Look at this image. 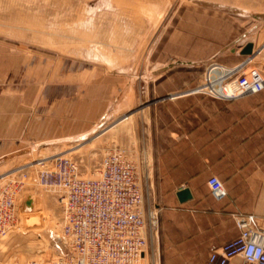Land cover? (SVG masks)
Returning a JSON list of instances; mask_svg holds the SVG:
<instances>
[{"label": "rangeland", "instance_id": "1", "mask_svg": "<svg viewBox=\"0 0 264 264\" xmlns=\"http://www.w3.org/2000/svg\"><path fill=\"white\" fill-rule=\"evenodd\" d=\"M252 3L264 0H0V187L19 182L0 264L57 257L61 210L38 184L37 166H27L63 155L79 162L82 177H95L115 148L126 149L144 209L158 215L139 264H160L163 203L149 165L146 86L184 75L197 77L193 89L209 61L200 62L205 50L231 44L239 24L250 29ZM27 200L44 229L24 226Z\"/></svg>", "mask_w": 264, "mask_h": 264}, {"label": "crops", "instance_id": "2", "mask_svg": "<svg viewBox=\"0 0 264 264\" xmlns=\"http://www.w3.org/2000/svg\"><path fill=\"white\" fill-rule=\"evenodd\" d=\"M250 6L256 9L250 29L239 24L240 32L227 36L231 44H211L200 62L221 58L219 63L232 67L249 55L242 51L251 44L255 56L247 66L255 64L264 75V4ZM196 82L197 77L180 75L158 80L151 90L146 86L147 97L151 91L153 98L144 111L149 165L163 203L160 264H204L209 252L238 235V215H253L264 229V89L224 101L187 90ZM212 175L226 190L220 200L206 185ZM181 187L191 193L184 202L176 197ZM228 264L243 263L234 256Z\"/></svg>", "mask_w": 264, "mask_h": 264}, {"label": "built area", "instance_id": "3", "mask_svg": "<svg viewBox=\"0 0 264 264\" xmlns=\"http://www.w3.org/2000/svg\"><path fill=\"white\" fill-rule=\"evenodd\" d=\"M254 56L232 67L209 60L191 93L226 101L261 92L264 75L247 66ZM232 80L237 91L228 94L225 86ZM33 165L38 184L55 193L64 243L57 242L56 258L29 264H139L145 258L148 239L159 231L158 215L151 207L144 209L136 167L126 149L106 154L95 177H82L79 162L63 155H55L50 164L38 160ZM18 183L10 179L0 187V238L13 227ZM206 185L214 199L225 197L217 176H210ZM235 224L238 235L209 252L204 264H228L234 256L247 264H264V229L253 215H238Z\"/></svg>", "mask_w": 264, "mask_h": 264}, {"label": "water", "instance_id": "4", "mask_svg": "<svg viewBox=\"0 0 264 264\" xmlns=\"http://www.w3.org/2000/svg\"><path fill=\"white\" fill-rule=\"evenodd\" d=\"M243 54H250L251 53V44L245 46L242 51ZM176 197L179 202H184L191 198V193L188 187H181L176 191ZM26 206H30V200L25 202ZM42 224L41 217L39 215H28L24 217V226L26 228L40 226Z\"/></svg>", "mask_w": 264, "mask_h": 264}, {"label": "bare ground", "instance_id": "5", "mask_svg": "<svg viewBox=\"0 0 264 264\" xmlns=\"http://www.w3.org/2000/svg\"><path fill=\"white\" fill-rule=\"evenodd\" d=\"M234 82H235V81L232 80V81H230V82L225 86V92H226V93H228V94H233V93L236 91V86H235V83H234ZM38 160H41V158H40V159H37L36 161H38ZM52 160H53V158H52ZM34 162H35V161H34ZM34 162H31L30 165L27 166V168H28V167H32V166H34V165H33ZM51 162H52V161H51ZM51 162H49V164H50ZM33 207H34V206H33ZM27 213H28L29 215H36V213L39 214V212H38L37 210H36V213H35V212H34L29 206H27ZM39 216H42V215L39 214ZM44 221H45V220H44ZM35 228H37V229H39V228L44 229V224H43V225H40V226H36ZM60 243H64V242L60 240Z\"/></svg>", "mask_w": 264, "mask_h": 264}]
</instances>
